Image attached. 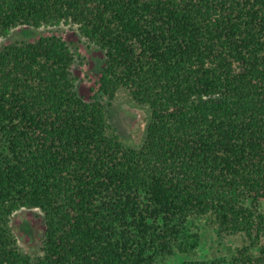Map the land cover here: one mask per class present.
Masks as SVG:
<instances>
[{"label": "trees", "instance_id": "trees-1", "mask_svg": "<svg viewBox=\"0 0 264 264\" xmlns=\"http://www.w3.org/2000/svg\"><path fill=\"white\" fill-rule=\"evenodd\" d=\"M62 21L103 52L91 100L63 36L0 50V264H160L203 218L264 264V0H0V37ZM119 89L148 107L139 147L109 133ZM21 208L44 216L34 258Z\"/></svg>", "mask_w": 264, "mask_h": 264}, {"label": "rangeland", "instance_id": "rangeland-1", "mask_svg": "<svg viewBox=\"0 0 264 264\" xmlns=\"http://www.w3.org/2000/svg\"><path fill=\"white\" fill-rule=\"evenodd\" d=\"M63 36L76 54L73 72L79 94L91 100L98 91L100 69L103 65V52L94 43L81 36L76 25L62 21L55 25H42L38 28L17 26L7 36L0 37V50L4 45L15 41L34 40L42 35ZM106 104L108 101H104ZM109 133L115 134L127 146L139 147L145 136L149 120L147 106L137 104L126 89H119L107 105ZM264 206V205H263ZM9 228L22 251L33 258L41 254L44 235V216L40 209L21 208L13 213ZM199 243L195 252L184 253L176 250L166 256L160 264H181L186 260H206L208 264H236L233 257L239 249L250 244L244 234H220L206 219L196 222ZM260 244H264V238ZM251 254H259L258 247L251 246ZM238 264V263H237Z\"/></svg>", "mask_w": 264, "mask_h": 264}]
</instances>
